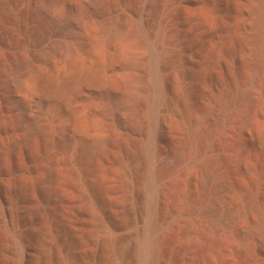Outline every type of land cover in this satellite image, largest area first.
<instances>
[{
    "label": "rangeland",
    "instance_id": "374dc122",
    "mask_svg": "<svg viewBox=\"0 0 264 264\" xmlns=\"http://www.w3.org/2000/svg\"><path fill=\"white\" fill-rule=\"evenodd\" d=\"M90 1L0 15V264H264V0Z\"/></svg>",
    "mask_w": 264,
    "mask_h": 264
},
{
    "label": "bare ground",
    "instance_id": "6f19581e",
    "mask_svg": "<svg viewBox=\"0 0 264 264\" xmlns=\"http://www.w3.org/2000/svg\"><path fill=\"white\" fill-rule=\"evenodd\" d=\"M18 1H26V3H28L30 6L29 7H33V6H35V7H37L36 8V10L38 9L39 11H40V13H43L44 15H45V17L46 16H48V14H50V12H48L47 10H45V8H42V6L41 5H37V2H36V0H0V15L2 14V13H4V12H7V11H5L7 8H9L8 6H9V4H11V3H16V2H18ZM40 2V1H39ZM99 1H97V0H91L90 1V7H91V9H93V10H96L97 8H98V5H99V3H98ZM264 2V1H263ZM261 5H258L257 6V9L258 10H260L261 9ZM68 9V8H67ZM12 10V9H11ZM72 10V9H71ZM38 11V12H39ZM69 11V10H68ZM97 12V11H96ZM43 15V16H44ZM259 15V14H258ZM69 16V15H68ZM72 16V15H71ZM74 17V16H73ZM49 18V17H48ZM51 18V17H50ZM69 18V17H68ZM4 20V19H3ZM46 20V19H45ZM77 20V19H76ZM76 20L74 19V21L75 22H73L71 19H67L65 22H64V26H66V27H70L72 24H74V23H76L77 24V22H76ZM79 20V19H78ZM64 21V20H63ZM47 22V21H46ZM261 21H259L258 22V24L260 25L261 23H260ZM48 24V23H47ZM255 24H256V22H255ZM62 25V26H63ZM113 26V25H112ZM111 26V27H112ZM258 26V25H257ZM73 27V26H72ZM47 28V27H46ZM61 29H64V28H61ZM43 31H44V29H43ZM56 32V31H55ZM57 32H58V30H57ZM60 32V31H59ZM52 33V32H51ZM61 33V32H60ZM60 33H58V34H60ZM45 34V33H44ZM47 34V33H46ZM68 34V33H67ZM260 34H261V36H263L264 35V30L262 29V27H260ZM43 36V35H42ZM117 36H120L119 35V33H117V32H115V33H113L112 34V37L114 38H116ZM46 37V36H45ZM60 37V36H59ZM47 38V37H46ZM45 38V39H46ZM42 39V38H41ZM46 40H48V39H46ZM50 40V39H49ZM42 41V40H41ZM43 42V41H42ZM45 42V41H44ZM54 44H56V43H54ZM61 45V44H60ZM38 45H36V47H37ZM63 46V45H62ZM62 46H56L55 45V47H52L51 45L49 46V47H52L51 48V50H50V52H47V53H45L44 55H42V59L43 60H45V61H47L48 62V60H51L52 58H58L59 60H60V58H62L63 57V54L65 53V52H68V53H71V51L72 50H69V49H64L63 47H65V45L62 47ZM44 47V46H43ZM48 47V48H49ZM31 48H32V46H31ZM62 48H63V50H62ZM31 50V49H30ZM43 50V49H42ZM65 50V51H64ZM35 51V50H34ZM264 52V51H263ZM32 53V52H31ZM69 55V54H68ZM38 56V55H37ZM26 58V57H25ZM38 58V57H37ZM36 58V59H37ZM38 59H40V58H38ZM26 61V60H25ZM41 61V60H40ZM27 63H28V60L26 61ZM36 62V61H35ZM21 63V62H20ZM22 64L24 65V63L22 62ZM43 64V63H42ZM13 65V67H15V65L14 64H12ZM26 65V64H25ZM31 65V64H30ZM154 65V64H153ZM20 66L21 65H19L18 67L20 68ZM34 66V65H33ZM9 67V66H8ZM7 67V68H8ZM12 67V68H13ZM16 67H17V65H16ZM22 67V66H21ZM24 67H26V66H24ZM3 68V67H2ZM9 69V70H8ZM7 69V71H11V69L10 68H8ZM14 69V68H13ZM16 70V69H15ZM14 70V71H15ZM21 70V69H20ZM14 71L12 72V73H14ZM18 71V70H17ZM8 72V74H10ZM5 73V72H4ZM17 73V72H16ZM23 73V72H22ZM21 73V74H22ZM24 73H26L25 71H24ZM23 73V74H24ZM20 74V73H19ZM13 77V79H14V76H12ZM158 77V76H157ZM8 79V78H7ZM6 79V80H7ZM13 79H12V81H13ZM10 80V79H9ZM18 80V79H17ZM14 82V81H13ZM12 82V84H10L11 86V88H17L18 87V84L17 83H15L16 82V79H15V82L13 83ZM19 82V81H18ZM8 83V82H7ZM11 83V82H10ZM7 86H9V85H7ZM156 86V85H155ZM11 88H10V90H11ZM15 90V89H14ZM9 94V93H8ZM10 95V94H9ZM156 98V97H155ZM30 110H32V112L34 113L33 115L35 116V117H37V111L38 110H36V108H34V107H31V109ZM32 114V113H31ZM32 115V116H33ZM31 115H29V117H30ZM39 116V115H38ZM34 118V117H33ZM35 120H36V118H34ZM28 121H29V119H27ZM31 120V119H30ZM40 120V119H39ZM42 120V119H41ZM32 121V120H31ZM34 121V120H33ZM35 123H36V126L38 127L39 126V124H41V123H37V121H35ZM34 123V124H35ZM32 125H33V123H32ZM35 126V127H36ZM36 127V128H37ZM38 129H39V127H38ZM207 130V129H206ZM38 131V130H37ZM200 132V131H199ZM207 133H208V131H207ZM205 134H206V132H205ZM200 136V135H199ZM204 136H207V135H204ZM209 136V135H208ZM210 137V136H209ZM205 138L206 137H204V140L203 141H205ZM209 139V138H208ZM204 146V145H203ZM217 156V155H216ZM215 159V158H214ZM210 162V161H209ZM218 162V161H217ZM219 165V164H218ZM218 167V166H217ZM148 183V182H147ZM154 199V198H153ZM256 200V199H255ZM153 201V200H152ZM254 203L252 204V207L254 208V209H256V210H260L259 209V207L257 206V204H256V201H253ZM155 203V202H154ZM154 205V204H153ZM208 206H209V204H208ZM151 208V207H150ZM224 210V209H223ZM229 210V209H228ZM226 211V210H225ZM227 212H229V211H227ZM227 212H224L225 214L227 213ZM260 213V212H259ZM264 218V217H263ZM262 219V218H261ZM153 220V219H152ZM154 221V220H153ZM153 221H151V225H152V227H153ZM155 222V221H154ZM263 227V226H262ZM259 228H261V225H260V227ZM262 229H264V228H262ZM156 230V229H155ZM261 231V230H260ZM262 232L264 233V231L262 230ZM151 235V234H150ZM154 239H153V237L152 238H150L149 239V244H148V248L147 249H149L150 251H151V253L153 252V254H154V252L156 253V250H155V247H154V241H153ZM146 242V241H145Z\"/></svg>",
    "mask_w": 264,
    "mask_h": 264
}]
</instances>
